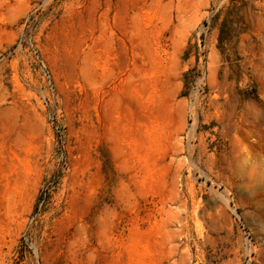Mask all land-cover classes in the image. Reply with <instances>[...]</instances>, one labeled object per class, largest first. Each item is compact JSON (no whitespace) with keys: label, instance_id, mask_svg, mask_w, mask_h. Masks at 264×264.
<instances>
[{"label":"rangeland","instance_id":"374dc122","mask_svg":"<svg viewBox=\"0 0 264 264\" xmlns=\"http://www.w3.org/2000/svg\"><path fill=\"white\" fill-rule=\"evenodd\" d=\"M0 264H264V0H0Z\"/></svg>","mask_w":264,"mask_h":264}]
</instances>
